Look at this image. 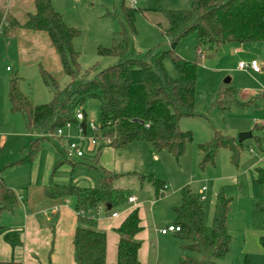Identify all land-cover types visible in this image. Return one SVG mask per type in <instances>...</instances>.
<instances>
[{
  "label": "trees",
  "instance_id": "1",
  "mask_svg": "<svg viewBox=\"0 0 264 264\" xmlns=\"http://www.w3.org/2000/svg\"><path fill=\"white\" fill-rule=\"evenodd\" d=\"M184 11H161L166 22L164 28L156 25L166 39V50L152 48L143 54H132L128 48L129 37L135 34L133 14L122 7L128 33L120 31L109 48H99L98 55L115 59V63L91 79L74 83L79 72L78 54L73 41L80 35L68 26L61 14L54 10L52 0H33L34 12L26 16L20 28L45 33L54 50L62 74L71 82L60 89L53 75L39 67L43 84L52 90V99L45 104H34L18 85L19 77L8 80L7 102L12 114L20 115L25 127L35 138L22 150L14 165H30L41 143L67 123L74 124L75 111L90 100L98 104L101 136L109 139L108 146L115 151L126 149L133 143L147 145L156 153L166 152L177 161L191 142L190 133L180 130V121L194 117L196 62H187L175 54L178 42L189 34L195 35V50L213 53L225 44H264V0H187ZM0 6V36L6 35V23L16 26L14 19ZM169 60L177 77L171 78L164 68ZM235 90H220L216 106L222 111L236 105ZM77 108V109H76ZM81 109V110H80ZM84 127V123L81 124ZM85 132V130H83ZM85 134V133H84ZM260 142L259 139L256 141ZM227 150L231 164L237 165L241 144L215 132L208 141L198 145L201 154L200 168L213 165L216 152ZM101 147L97 149L93 164L87 165L98 174L93 188H80L72 183L58 185L49 182L44 196L49 200L71 199L76 213V228L72 239L75 264H105V234L96 229L92 215L102 207L105 214L121 212L132 197L129 189L118 186V181L134 174H117L98 165ZM84 165V163H82ZM56 167L53 168V172ZM254 183L261 196L251 205V222L255 230L263 233L257 240L264 252V169L254 170ZM136 176V175H134ZM139 184H147L155 198L166 191L163 181L152 176H137ZM230 200L221 192L215 197L210 226L204 223L203 200L188 187L181 190V203L173 208L174 223L179 231L173 235L179 242L183 257L177 264H222L229 253L232 239L227 231ZM17 205L16 196L0 178V210H11ZM138 210H132L115 230L119 237L115 264H140V242L135 237L141 232ZM7 238H9L7 236ZM47 264H50L47 262ZM245 264H248L247 260Z\"/></svg>",
  "mask_w": 264,
  "mask_h": 264
},
{
  "label": "rangeland",
  "instance_id": "2",
  "mask_svg": "<svg viewBox=\"0 0 264 264\" xmlns=\"http://www.w3.org/2000/svg\"><path fill=\"white\" fill-rule=\"evenodd\" d=\"M56 1L58 2L57 6L64 14L66 24L80 33L73 41V49L78 54L79 65V72L74 78L75 84L80 80L91 79L96 73L115 63L113 58L100 57L98 49L109 48L112 39L120 31L123 30L128 33L129 28L122 7L130 9L133 14L135 34L130 36L128 41V48L132 54H143L155 47L166 50L168 47L167 41L156 27V25L161 28L166 26L165 20L160 14L161 11H184L188 8L187 0ZM130 1H133V4H130ZM195 44V35L189 34L181 39L175 48V54L179 58L197 64L195 115L192 118L182 119L179 125L182 132L190 133L192 137L184 155L177 161L166 152L155 153L152 156L146 149L144 150L141 147L128 148L119 153L121 157L116 172L136 176L125 177L117 183L118 186L129 189L136 197V202L140 205L139 216L143 227L140 240L147 241L149 234H152L154 229H164L174 223L173 208L180 205L181 190L185 187H188L198 197L201 196L199 190L202 186L209 188V191L204 194L206 200H203V206L204 223L206 226H210L213 214V191H211V187L215 186V180L219 179L218 193L221 192L231 202L227 219V231L232 239L229 253L221 263L245 264L247 260L248 264H264V252L258 247L257 238L251 239V236H255L258 230L252 227L250 216L251 205L261 196V192L254 183L252 170H245L248 159L252 156L249 149L251 148L258 155L255 143L253 140L241 143L237 165L231 164L230 154L227 150L219 149L216 152L213 165H206L204 168L199 166L201 159V154L198 151L199 144L208 142L215 132L227 137L232 134L230 132L232 129L228 110L221 111L216 106L217 94L221 89L226 88L223 81L230 76L222 68L227 65L230 59L225 57L227 54L226 48L218 49L215 57L214 52H202L200 57L196 53ZM254 47L256 46L254 45ZM258 49L260 50L259 55L252 53L257 57L258 62L261 60L264 62V51ZM231 66L230 63L229 67ZM5 67L11 68V71L5 72ZM164 68L171 78L177 77L169 60L164 61ZM15 75L20 78L18 85L21 92L32 103L45 104L52 99L53 92L43 84L38 67L20 71L17 65L7 61L0 71V79L8 83V80ZM55 79L60 89L65 88L71 82L62 72L61 76L55 77ZM262 85L261 89L264 91V83ZM81 109L85 112L87 120L93 121L96 126H99L98 104L95 100L87 101ZM2 110L3 108L0 106V140L3 138V141H7V143L5 150L0 155L1 169L8 163V156L13 154L15 148L22 144L20 142L22 138H19L21 136L16 134L21 132L24 137L29 138L27 133H31L24 129L20 115L12 114L6 109L7 118H5L1 114L3 113ZM63 135V138L66 137L63 139L64 142L79 145L84 152L81 160L72 159V161H78L79 163L72 171V178L75 179L78 175L96 178L97 172L94 169L86 168L85 165L93 164L97 150V147L89 144L92 133L89 131L85 135L79 133L78 127L74 123L63 130ZM32 140V138L27 140L26 146ZM57 141V139H48L41 143L39 151L41 166L46 159L47 152L51 148L53 149L54 146L58 147ZM103 149L104 147H101V161L106 162V164L110 163L111 158ZM81 163H84V165ZM138 175L152 176L163 181L166 185V192L160 194L156 199L150 186L139 184L136 178ZM232 178H235V181H232ZM126 213L127 211L120 218H123ZM244 242L248 243L245 249H243ZM152 244L154 247V242ZM183 255L177 238L171 234L160 238L157 255L154 254L149 263L177 264L179 258Z\"/></svg>",
  "mask_w": 264,
  "mask_h": 264
},
{
  "label": "crops",
  "instance_id": "3",
  "mask_svg": "<svg viewBox=\"0 0 264 264\" xmlns=\"http://www.w3.org/2000/svg\"><path fill=\"white\" fill-rule=\"evenodd\" d=\"M1 4L4 5L6 14L14 19L16 26H10L6 23V35L0 36V71L7 61H11L19 67L20 71L27 68L35 69V67H38L39 69L41 67L55 77L61 76L62 70L59 60L47 35L19 27L24 24L26 16L34 12L33 0H0V6ZM57 5L58 2L52 0L54 10L61 14L64 20V14ZM220 48H226L227 54L225 57L230 59L227 65L222 68L230 75L225 78L229 79V83L227 85L223 83V85L235 90L237 102L236 105L227 109L232 129L230 131L232 134L228 138L237 142L238 134L251 133V138L243 142L253 140L258 149V155L251 148L249 149L252 156L248 159L245 170H252L253 179H255L254 170L256 168L264 169V91L261 89L262 83H264V62L259 61L261 64L260 73H253L250 70L240 71L237 69V65L240 62L248 63L251 60H256L257 57L253 53L259 55L260 50L258 48L264 51V44H225L218 49ZM216 51L213 53L214 57L217 54ZM230 63L232 64L231 67H229ZM7 69L9 68L5 67V72L11 71V68L8 71ZM7 86L8 83L0 79V106L3 108L1 114L5 118H7L6 109L9 111ZM22 124L24 129L27 130L23 119ZM16 135L22 138L20 141L22 144L18 146L20 148H15L13 154L8 156V163L2 169L0 163V178L13 191L17 200V205L13 209L0 210V264H47V262L50 264H75L72 239L77 224L73 203L71 199L66 198L47 199L44 196V187L52 182L58 185L72 183L80 188H93L97 183L98 175L96 178L78 175L73 179L72 171L79 163L65 158L64 143L58 139V147L54 146L53 149L51 148L47 152L42 166L39 152L30 165H14L21 157L22 150L26 147V141L35 138V135L31 133H27L29 138L24 137L21 132ZM258 139L260 142L256 143ZM6 143L7 141H3V138L0 140V145L2 144L0 155L5 150ZM131 147H141L151 155L156 153L142 143H133L126 149ZM126 149L115 151L112 148L104 147L103 150L109 154L111 162L106 164V162L101 161L102 154L100 152L97 166L106 171L117 173L116 167L121 157L119 153ZM54 167H56V170L53 172ZM86 168L92 169L87 166ZM218 181L219 179H216L215 186L211 187V191H213V208L219 189ZM232 181H235V178H232ZM201 189H204L202 194L204 197L209 188L202 186L199 194ZM132 197L135 199V203L128 204L121 212H116L117 216L115 218H111L110 215L107 216L104 212L96 215V229L104 233L106 238L105 264H115L116 262L119 237L115 230L132 210L137 209L139 214L140 205L136 202V197L134 195ZM204 199L206 200V198ZM126 211L125 216L120 218ZM160 230L154 229L153 233L149 234L147 241L140 240L142 238L140 236L141 232L135 237V240L141 244L137 253L140 264H150V258L154 254L157 255L160 238L171 235H161ZM141 231H143V227ZM262 235L261 231H256V235H252L251 239L257 238L258 240ZM255 241L254 244L256 245ZM152 242L155 244L154 247ZM247 245L248 243L244 242L243 249Z\"/></svg>",
  "mask_w": 264,
  "mask_h": 264
},
{
  "label": "built area",
  "instance_id": "4",
  "mask_svg": "<svg viewBox=\"0 0 264 264\" xmlns=\"http://www.w3.org/2000/svg\"><path fill=\"white\" fill-rule=\"evenodd\" d=\"M130 4H133V1H130ZM237 69L240 71H252L253 73H260L261 72V66L259 64V62L257 60H251L248 63H244V62H240L237 65ZM9 69H7L8 71ZM74 123L77 125L78 127V132L82 133V134H86L87 131L92 133V137L89 138V144L91 146L100 148V147H106L109 145L110 141L109 139H105L101 136V131L99 126H96L93 121H89L87 120V118L84 116V114L81 111H75L74 113ZM84 123V127L81 126V124ZM71 125V123H67L63 128L56 130L54 133L52 134H46L44 135L45 138L48 139H58L60 141H62L64 143V156L66 159L68 160H72V159H81L84 156V152H83V148L80 147L79 145L73 144V143H66L63 141L64 135H63V130H65L66 128H69ZM83 130H85V132H83ZM84 134V135H85ZM203 192L204 189H201V193H200V199L204 200L203 197ZM135 203V199L133 197H130L128 199V204H133ZM103 212L102 207H98L95 209L92 218L95 219L96 215H98L99 213ZM117 216L116 213H112L110 215L111 218H115ZM179 231V228L175 225H169L167 227H165L164 229L160 230L159 233L161 235H167V234H174L176 232Z\"/></svg>",
  "mask_w": 264,
  "mask_h": 264
},
{
  "label": "water",
  "instance_id": "5",
  "mask_svg": "<svg viewBox=\"0 0 264 264\" xmlns=\"http://www.w3.org/2000/svg\"><path fill=\"white\" fill-rule=\"evenodd\" d=\"M223 83L227 85L229 83V79H225ZM249 138H251V133H241L237 137V143L241 144L244 140Z\"/></svg>",
  "mask_w": 264,
  "mask_h": 264
}]
</instances>
